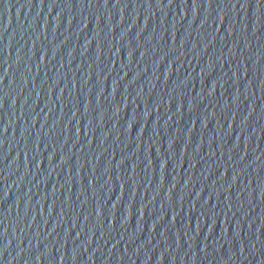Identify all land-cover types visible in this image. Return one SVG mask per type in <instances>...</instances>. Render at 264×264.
<instances>
[{
	"label": "water",
	"instance_id": "1",
	"mask_svg": "<svg viewBox=\"0 0 264 264\" xmlns=\"http://www.w3.org/2000/svg\"><path fill=\"white\" fill-rule=\"evenodd\" d=\"M0 264H264V0H0Z\"/></svg>",
	"mask_w": 264,
	"mask_h": 264
}]
</instances>
